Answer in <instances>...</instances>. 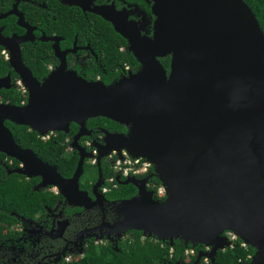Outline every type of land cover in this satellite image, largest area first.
Segmentation results:
<instances>
[{"label":"water","instance_id":"water-1","mask_svg":"<svg viewBox=\"0 0 264 264\" xmlns=\"http://www.w3.org/2000/svg\"><path fill=\"white\" fill-rule=\"evenodd\" d=\"M154 1V35L135 47L143 64L136 74L106 85L65 72L41 84L14 62L30 94L24 105L0 103V152L24 163L13 172L43 178L36 189L52 184L69 199H89L79 187L84 148L65 178L20 147L6 121L41 133L74 121L80 134L90 117L125 124L127 134H107L101 155L123 147L148 160L166 197L140 187L113 201L116 237L141 230L171 245H205L199 263L232 246L230 231L254 248L249 264H264V30L245 0ZM168 55L170 71L159 60ZM101 177L99 162L97 186Z\"/></svg>","mask_w":264,"mask_h":264},{"label":"flooded vegetation","instance_id":"flooded-vegetation-1","mask_svg":"<svg viewBox=\"0 0 264 264\" xmlns=\"http://www.w3.org/2000/svg\"><path fill=\"white\" fill-rule=\"evenodd\" d=\"M154 4V0H0V103L24 105L28 101L29 87L14 65L20 59L41 84L52 75L65 72L106 85L138 73L143 64L135 47L154 35ZM123 56L126 59L118 62V57ZM167 59L168 67H164L170 71L171 55L159 57L163 65ZM11 92L25 98L16 103V96L6 97ZM98 118L87 119L83 134L79 133L81 125L74 121L68 125L60 123L58 129L46 133L6 121L13 134L17 129L34 132L41 144L55 143L64 157L75 156L76 167L80 147L84 148L86 157L79 187L89 199H69L59 186L52 184L36 189L43 178L13 172L24 163L4 153L0 163L7 175H21L19 179L29 182L33 190L47 193V201L52 205L46 204L33 217H19L12 226L13 235L0 244V264H59L81 257L89 244L117 239L112 225L119 216L113 201L138 195L140 187L154 191L155 198L160 199L156 187L162 183L157 185L158 177L153 166L146 165V159L128 165L132 169L123 172L116 167L119 154L125 159L135 158L125 148L101 155L107 134H127L129 127L109 118ZM18 145L32 149L43 161L55 165L40 156L33 145ZM99 162L102 181L97 186ZM102 164L111 168L114 175L106 178ZM76 167L70 173L58 171L65 178H72ZM80 202L84 203L77 204Z\"/></svg>","mask_w":264,"mask_h":264},{"label":"trees","instance_id":"trees-1","mask_svg":"<svg viewBox=\"0 0 264 264\" xmlns=\"http://www.w3.org/2000/svg\"><path fill=\"white\" fill-rule=\"evenodd\" d=\"M256 14L264 30V0H245ZM126 56L118 57L123 62ZM169 60L164 61L168 67ZM15 97L20 103L25 97L12 93L6 97ZM14 100V101H15ZM100 121H108L106 117H99ZM17 143L24 146L33 145L37 153L44 159L55 164L60 171L72 172L77 164V158L64 157L55 143L43 145L34 132L14 130ZM5 156L0 152V160ZM102 170L106 178L114 175L111 168ZM17 173L8 174L0 163V244L12 234V226L19 221V216L33 217L35 213L43 211L48 203V194L43 190H33L31 184L20 180ZM157 185L160 180L157 179ZM157 188V187H156ZM157 197V196H156ZM141 230H130L126 236L117 237L114 241L100 244H89L83 256L62 260L59 264H249L255 250L251 246H244L240 238L233 240L231 247L219 250L215 261L205 257L196 263L200 251H208L205 245L198 244L194 248L191 243L175 239L173 245L169 241L157 240L155 237H144ZM186 248L193 249L194 253L187 254Z\"/></svg>","mask_w":264,"mask_h":264},{"label":"built area","instance_id":"built-area-1","mask_svg":"<svg viewBox=\"0 0 264 264\" xmlns=\"http://www.w3.org/2000/svg\"><path fill=\"white\" fill-rule=\"evenodd\" d=\"M140 159H144V158H142V157L134 158V159H132L130 157L127 158V159H125V158H123V159L122 158H118L117 161H116V167L119 170H122L123 172H128L130 169H132L131 167H128V165H131L132 166L133 163H138ZM146 161H147L146 162V165H150L151 164L148 160H146ZM156 194L158 195V197L160 199H163V198L166 197V189L163 186V184H161V185H159L157 187ZM235 239H236V237H235ZM235 239H233V240H235ZM232 243H233V241H232ZM207 249L209 250V248H207ZM186 252H187V254H192V253H194V250L187 248ZM206 260H208V259L206 258Z\"/></svg>","mask_w":264,"mask_h":264},{"label":"rangeland","instance_id":"rangeland-1","mask_svg":"<svg viewBox=\"0 0 264 264\" xmlns=\"http://www.w3.org/2000/svg\"><path fill=\"white\" fill-rule=\"evenodd\" d=\"M125 234H126V232L123 234V236H125ZM225 235L229 238L230 241H233V239H235V237H236V235L234 234V232H230V231L227 232V233H225ZM236 239H237V237H236ZM74 256H76V255H74Z\"/></svg>","mask_w":264,"mask_h":264}]
</instances>
